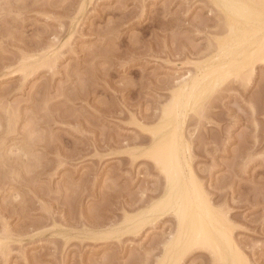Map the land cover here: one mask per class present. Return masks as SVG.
Returning <instances> with one entry per match:
<instances>
[{
  "label": "rangeland",
  "instance_id": "obj_1",
  "mask_svg": "<svg viewBox=\"0 0 264 264\" xmlns=\"http://www.w3.org/2000/svg\"><path fill=\"white\" fill-rule=\"evenodd\" d=\"M263 57L264 0H0V264H264Z\"/></svg>",
  "mask_w": 264,
  "mask_h": 264
},
{
  "label": "bare ground",
  "instance_id": "obj_2",
  "mask_svg": "<svg viewBox=\"0 0 264 264\" xmlns=\"http://www.w3.org/2000/svg\"><path fill=\"white\" fill-rule=\"evenodd\" d=\"M262 59V58H261ZM261 61H264V57H263V59L261 60ZM160 161V160H159ZM158 163V162H157ZM171 172V171H170ZM176 217H177V219H178V221H179V224H181L182 222H183V220L185 219V214H184V211H185V207H184V204H182L181 202H179V203H176ZM174 212V213H175ZM172 216V215H171ZM174 218V217H173ZM200 233H194L193 235H191V239L192 240H194L195 242H203L202 240L205 238V236H204V233L203 232H201V231H199ZM177 239H180V235H178L177 237H176ZM176 239V240H177ZM174 240V238H171V243L173 244V241ZM180 241V240H179ZM177 242V241H176ZM199 242V243H200Z\"/></svg>",
  "mask_w": 264,
  "mask_h": 264
}]
</instances>
